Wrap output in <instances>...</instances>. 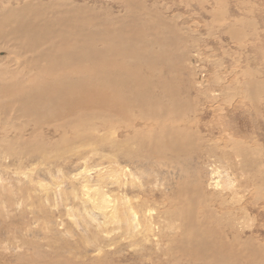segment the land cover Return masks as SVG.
Masks as SVG:
<instances>
[{"label": "bare ground", "instance_id": "6f19581e", "mask_svg": "<svg viewBox=\"0 0 264 264\" xmlns=\"http://www.w3.org/2000/svg\"><path fill=\"white\" fill-rule=\"evenodd\" d=\"M190 1L183 0V3ZM2 3L6 4L0 13V51H8L7 59L19 67L13 70L10 65H0V151L6 160L43 161L49 153L51 157L59 156L63 150L73 153L75 148L77 155L91 147L97 152H115L120 159L138 158V162L152 163L163 169L162 172L179 173L182 180L178 178L173 193L167 194L164 186L160 189L167 194L161 207H170L178 219L175 234L178 230L185 234L180 240H172L163 235L166 223L168 229L171 225L160 221L158 245H165V240L170 243L162 248L165 252L146 251L137 263L148 257L152 264H264V243L254 236L244 237L251 224L245 227L244 209L236 189L234 193L229 187L220 193L209 192L203 183L195 185L191 173L184 169L190 157L195 153L198 156L197 134L202 144L203 131L207 130L212 148L223 151L229 147L234 152L232 155L225 150L224 154L232 158L229 169L232 175H239L241 193H247L244 182L254 186V182L261 180L264 185L262 152L248 150L250 147L244 150L229 132L222 133L221 142L215 141L212 127L202 126V117L201 121L196 117L197 108L189 103L187 84H177V79L183 76L179 67H185L176 56L184 46L180 42L185 43L177 26L162 19L157 26L149 27L172 32L169 43L141 29L138 17L133 22L130 19L131 23L125 22V26L118 25L119 20L134 16L129 12L133 8L125 0L119 2L129 10L123 16L66 0H14L13 3L1 0ZM213 10L206 15L219 20V11ZM97 12H104L108 17L100 20ZM148 20L150 25L153 19ZM160 42L162 48L153 52V46ZM248 96L256 104L253 94ZM188 118L195 133L185 137L191 126ZM18 119L23 121L18 123ZM28 129L31 131L27 132ZM221 146L225 148L219 149ZM258 160H262L261 165ZM214 166L219 174V162ZM229 180L234 181L231 176ZM230 191L233 197L229 200L226 194ZM256 191L261 195L264 188ZM161 207L156 206L158 211ZM218 209L224 212L219 214ZM220 227L225 231L219 232ZM101 250L99 246L97 252ZM59 253L55 251L56 257H49L50 261L37 260L41 253L26 261L24 255H12L18 264H114L111 252H106L103 261H94L96 258L86 255L79 260L70 258L65 262L62 258L55 262L62 257ZM156 255L162 261L154 262ZM8 257L7 253L0 254V261Z\"/></svg>", "mask_w": 264, "mask_h": 264}, {"label": "rangeland", "instance_id": "374dc122", "mask_svg": "<svg viewBox=\"0 0 264 264\" xmlns=\"http://www.w3.org/2000/svg\"><path fill=\"white\" fill-rule=\"evenodd\" d=\"M6 1L13 3L14 0ZM66 1L111 11L115 15L123 16L125 11H129L119 3L121 0ZM125 1L133 8L129 12H133L134 16L119 20L118 25L125 26V22L131 23L138 17L141 29L170 43L172 32L149 28L165 19L184 35L185 43L180 42L184 46L176 56L182 59L185 67H179L183 76L180 74L181 77H177V84H187L189 103L197 108L196 117L198 120L202 117V126L212 127L215 141L221 142L224 139L222 133L229 132L244 150L250 147L248 150L262 152L264 157V103H260L264 101V0H191L190 3H183V0ZM5 4H1L0 0V13ZM214 8L219 11L217 16L220 21L206 15V12H214ZM97 14L103 21L108 17L104 12ZM150 17L153 21L147 25ZM156 44L153 52L163 46L162 42ZM3 50H6L5 47ZM5 52L0 51V65H10L11 69L17 70L19 67L7 59L10 53ZM172 58L175 59V56ZM246 92L253 94L256 104L250 102L252 98L248 99ZM234 96L238 98L234 99ZM194 108L190 105V109ZM188 120L191 126L185 137L195 133ZM22 121L17 120L18 123ZM30 131L28 129L27 132ZM203 132L202 144L196 133L198 156L195 153L194 157H190L184 169L191 173L195 185L201 182L209 192L220 193L229 187L234 193L236 189V196L241 198L244 209L245 227L251 224L244 234L245 239L254 236L264 243V192L259 195L256 191L264 188L262 181L254 182V186L244 182L242 185L246 187V192L251 191L252 194L241 193L238 186L240 177L232 175L229 169L232 158L228 159L224 154L231 148L224 147L223 151L212 148L211 137L207 130ZM224 148L221 146L219 149ZM77 150L74 148L71 153L66 149L59 156L53 154L52 157L49 153L46 155L48 159L43 161L22 159L15 163L6 160L0 151V254L6 256L7 253L9 256L0 263L18 264L15 256L24 255L26 261L30 256L35 257L36 253L42 254L37 256V260L50 261L56 257L54 252L59 250L62 257L55 262L62 258L65 262L70 258L79 260L86 255L96 258L94 261H103L106 252H111L114 264H138L137 260L146 251L160 249L159 252H163L162 248L170 243L165 240V245H158L159 223L163 221L169 222L172 227L168 229L166 223L163 235L172 240L182 239L185 232L178 230L175 234L178 219L172 215L171 208L161 207L165 195L176 190L178 178L182 180L179 173L162 172L163 169L152 163L138 162V158L120 159L115 152H97L87 147L75 155ZM95 153L98 156L93 157ZM249 158L247 160L252 161ZM216 161L220 164L219 174L214 170ZM260 161H257L259 165ZM252 174L255 176L254 172ZM230 176L233 182L229 180ZM162 186L167 194L160 191ZM226 195L229 200L233 197L231 191ZM156 206L161 209L158 211ZM236 206L239 208V203ZM218 211L219 214L224 212ZM220 229L219 232L225 231L222 227ZM99 246L102 250L97 252ZM144 259L147 260L140 264H152L148 257ZM160 261L162 257L156 255L154 262Z\"/></svg>", "mask_w": 264, "mask_h": 264}]
</instances>
